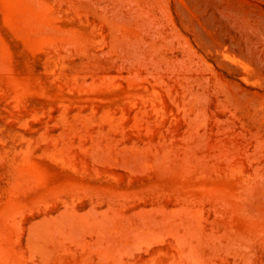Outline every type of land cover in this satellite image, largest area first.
I'll return each mask as SVG.
<instances>
[{
	"label": "rangeland",
	"instance_id": "obj_1",
	"mask_svg": "<svg viewBox=\"0 0 264 264\" xmlns=\"http://www.w3.org/2000/svg\"><path fill=\"white\" fill-rule=\"evenodd\" d=\"M0 264H264V0H0Z\"/></svg>",
	"mask_w": 264,
	"mask_h": 264
}]
</instances>
